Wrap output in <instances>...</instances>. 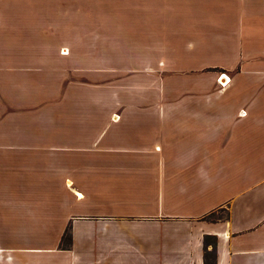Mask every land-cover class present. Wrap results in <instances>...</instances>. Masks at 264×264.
Returning a JSON list of instances; mask_svg holds the SVG:
<instances>
[{"label":"crops","instance_id":"0c3cea01","mask_svg":"<svg viewBox=\"0 0 264 264\" xmlns=\"http://www.w3.org/2000/svg\"><path fill=\"white\" fill-rule=\"evenodd\" d=\"M101 2L0 0V264H264V0Z\"/></svg>","mask_w":264,"mask_h":264},{"label":"rangeland","instance_id":"374dc122","mask_svg":"<svg viewBox=\"0 0 264 264\" xmlns=\"http://www.w3.org/2000/svg\"><path fill=\"white\" fill-rule=\"evenodd\" d=\"M70 5L74 6V7H79L80 4L77 3L78 5L74 4V3H69ZM90 5V3H88ZM103 11H105L102 14H108L110 15V17H113V23H115L119 28H116L113 26L112 22H98V23H93V24H89L88 27L92 28V27H101V26H110V28L108 29V32L110 31L112 33L113 37H121V38H128L131 39L132 35L131 34H136L137 37L139 35H144V32H151L152 30H139V29H134L133 27H135V25H137L135 22H144V20H141L137 17L134 16V14H129V7H135V6H139L141 8L142 11H144V7L146 6H157V7H161L162 6V2L161 0H102V2L100 3ZM96 14V13H94ZM80 15L85 16V14H80V12H76V11H68V14H65V12H63L62 14H57L56 16V28H60V27H71L68 28L70 31H65V35L61 36V35H56L57 37H64V39H66L68 36L70 35H74L78 32H82V25H81V20H80ZM115 16L118 17L115 18ZM141 16L143 17V13L141 14ZM146 22V21H145ZM73 23V24H72ZM68 25H72V26H68ZM92 26V27H91ZM163 32L165 30H162ZM174 31V30H171ZM80 32V34H81ZM153 32V31H152ZM93 34H100V31H93L91 32ZM131 33V34H130ZM101 34H102V30H101ZM121 43H123V40H120ZM121 47L123 48V51H129L133 49V46L131 43H128L127 46L125 47L123 44H121ZM141 49V48H139ZM220 78V76H219ZM219 78L217 79V85L221 88V89H225L226 87H222L220 85L219 82ZM91 207V206H90ZM92 208V207H91ZM62 242H60L61 247L66 248L69 247L71 244V238L66 236L64 238H61Z\"/></svg>","mask_w":264,"mask_h":264},{"label":"built area","instance_id":"2783aa9c","mask_svg":"<svg viewBox=\"0 0 264 264\" xmlns=\"http://www.w3.org/2000/svg\"><path fill=\"white\" fill-rule=\"evenodd\" d=\"M220 85L224 88L230 83V79L222 74L219 78Z\"/></svg>","mask_w":264,"mask_h":264},{"label":"trees","instance_id":"16d2710c","mask_svg":"<svg viewBox=\"0 0 264 264\" xmlns=\"http://www.w3.org/2000/svg\"><path fill=\"white\" fill-rule=\"evenodd\" d=\"M69 237V236H68ZM208 262H209V259H208Z\"/></svg>","mask_w":264,"mask_h":264}]
</instances>
